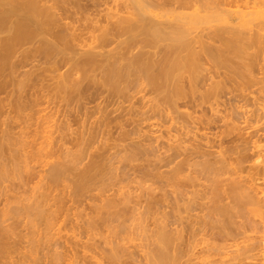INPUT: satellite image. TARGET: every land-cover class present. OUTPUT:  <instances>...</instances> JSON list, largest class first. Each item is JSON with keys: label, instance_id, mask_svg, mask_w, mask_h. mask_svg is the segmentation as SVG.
<instances>
[{"label": "bare ground", "instance_id": "1", "mask_svg": "<svg viewBox=\"0 0 264 264\" xmlns=\"http://www.w3.org/2000/svg\"><path fill=\"white\" fill-rule=\"evenodd\" d=\"M261 61L264 63V0H0V94L2 95V93H5L7 95L3 96L2 101L0 99V102L5 106L2 104H0V106L5 109L9 105L7 107L8 109L10 107L9 112L12 108H14L12 111L16 109L22 112L23 109L33 110L34 107L44 102L46 104L43 106L44 109L34 108L32 114L34 115V113L43 110L47 111V109L50 111L39 116L35 120L36 122L33 120L35 122L34 126H36L39 131L36 132L37 130L34 129V133L37 135H33V137H37L33 138L32 136H28L29 140L27 141H29L28 143L30 145H33L31 146L35 149L34 151H31V146L25 143L26 140L23 142L24 140L21 138L23 140L21 144L19 142L20 139L17 141L19 135L22 134L23 136H21L24 137V134L28 135L31 131H23V128L21 133L19 132L18 137L14 135L8 136L5 134V131L7 130L6 132L8 134L10 127L6 125L7 129L4 128L5 131L0 127V130L2 129V132L0 131L1 135L2 133L5 134L2 136V141H0V156H2L3 148L6 152V145L8 146L11 141H14L12 139L14 137L17 138H14L16 139L15 144L19 143L23 149L21 152H24V148L27 147L26 144L29 145L28 150L30 149L28 153H21V155H23L21 159H23L25 155V159L20 161L22 163L24 162V165L21 164L23 168L22 171H20V173L22 174L23 172V174L21 176L19 173V177L21 176L18 181L19 184H16L17 186L13 184L12 189L18 190L20 188L18 191H22L23 194H26V192H29L28 189L30 185H28V183L31 184V179L38 178L35 183L36 185L32 188L30 187L31 193H29L30 195H28V197L30 196L29 199L31 198V200L28 198L26 200L25 198L27 202L29 200V204L34 202L31 204L32 206L36 204L38 206L31 207V209L33 208L31 210L27 205L28 203H23L22 206H20L21 208L19 207L20 209H16L15 207H6V209L4 206L5 209L1 208L0 210V264L4 261L8 262L4 260V258L9 256L12 251V247L10 246L13 244V241L11 242V240H9V242L7 240L11 235V231L9 232L10 229L7 231L5 229L7 227L3 225L4 222L7 221H5L6 217L9 219L13 218L21 213V209L22 211L23 209L33 211L34 209L38 210V208L42 210L45 205L48 206L46 208L49 209V200L52 196H55V194L53 195L55 191L54 188L56 189L57 183L59 184L60 182L64 183V187L72 188H70L71 191L69 192L72 196L68 194V196L71 197H68L70 200L65 197L71 205L75 204V206L77 205L79 207L80 204L83 205L86 202L88 206V203L91 201H85L84 198L87 197L84 196H102L103 199L97 197V200H103V202L100 203L102 204L100 206L101 210L103 208V210H107L105 212L112 211L111 214H114L111 220H109L108 217L110 223L112 219L113 223L114 220H117L119 217L123 221V216H127V214L128 217L130 216L132 219L130 222L136 221L135 218H137L139 222L140 220L144 222V216L154 209H159V207H169L171 212H167L169 214L161 212L166 214V222L168 217L167 224L163 221L164 223L159 226L158 220L156 219L158 226L154 229L150 227L148 230L146 227V232H144L146 235V238L144 237L146 240L144 242L145 244H142L143 241L141 240L142 242H139V244L142 245L138 243L135 245V243H133L134 245L132 247V242L128 241L131 242L130 247H132V249H130L127 245L129 243L124 241L128 236H124V238L121 233V230H123L122 226L125 228L126 225L123 223L124 225L120 226L122 221L119 218L117 222L119 221L120 224L119 222L116 224H118L120 230L117 231L118 227L116 226V231H114L115 240H108L109 242L111 241L110 243H107L108 241L105 242L107 246L108 244L110 245L109 247L104 246V242L103 245L102 243L100 244L101 241L95 244L98 240L95 241L96 237L93 236L92 230L91 232L93 235L89 236L94 237L93 240L95 242L93 245L90 237L91 241H88L91 244L87 241L86 243L89 244L84 245V242H82L80 248L78 245V249L74 246L81 244L79 243L80 239L79 242L76 241L78 243L72 240L75 245L72 246L74 243L71 242V248L63 246V248L66 247V250L64 248L65 251L62 249L63 252L55 250L56 253H53L51 251L54 254L52 257L56 262L55 264H58L57 260L61 261L67 256H69V258L67 257L68 259H65V262H67V260L70 261L68 264H96L97 261H91L92 258H95L94 255L96 253H93V255L88 254L91 252V249H93V252L94 250L97 251V254L100 253L101 256L103 254V262L101 261L102 258L100 259L96 255L100 259V262H97V264H187L192 261H194L192 262L193 264H198V262L195 263V261L200 257V260H197L203 262V258H201L202 255H205V257L208 255L207 257H209L215 250H217L218 253V247L221 245L217 246L214 243V246L211 241V243H208L209 241L207 239H209V237L207 238L205 236L206 233H209L208 231L205 233L206 227L209 226H206L207 224L205 223L207 221L205 220L209 213H212L211 210L215 212H213L214 215L216 214V217L212 215L215 219L212 218L213 220L211 223L213 221L218 222L219 225L216 223L214 226H218L217 230L215 228L216 232H220L219 229H221L220 233H223V235L217 234L221 235L220 238H222V240L224 236L225 239H227L228 235L233 236L232 234L234 233L235 235L237 233L239 234V231L237 233L235 231L232 233V231L230 232L229 230L225 232L224 229L229 227L227 224L236 225V222H239V220L233 221L235 219H232V217L234 216L233 218H236V216H239V211L245 212L243 208L246 207V212L243 213V217L245 214H249L247 212L248 208L249 211L250 209L258 207L257 210L258 212L260 211V215H258L259 213L256 214L258 218L260 219L259 216L262 217V215H264L263 192L260 193L261 190L258 192L257 189L254 188L259 185H256L258 182L254 179L256 175H260L261 172L254 175L255 177L253 180L255 184L253 180L251 181L248 178H251L252 175L246 174L248 175L246 176L248 179L246 185V183H244L245 178H243L245 176L240 172L241 167H243V172L246 173L248 167H251L250 170H252V166L246 167L245 164H242V166L238 163V165L241 166L239 167L236 166L237 163H235H242V161L247 158H244L243 154H245L244 152L248 148L250 149V147H252L250 146V142L253 141L252 144L255 145L256 143L260 144L263 140H256L259 139L257 138L259 135L258 132L262 131V133H264V82H262L264 79H260L261 76L256 72L258 66L261 65ZM27 65H29L30 68L24 70L23 68ZM256 74L259 77H257ZM261 82L262 86L260 85ZM258 84L261 86L259 88L260 90L256 88L263 95L262 99H260L262 100L260 101L261 104L257 102L256 104H260L261 106L259 105L258 107L255 104L258 108L255 106L253 108L260 110V112L257 111L258 113H256V111H252V113L248 115L249 112H251L249 111L250 108L248 111L242 109L248 107L244 105H249L247 103L250 101V95H253L254 91L257 92L255 86ZM259 91L257 92L258 94ZM12 93L18 94H16V98L14 97L16 99L15 101L8 98ZM37 93L40 96L39 98L35 97L38 95ZM30 96L35 99H31ZM255 97L254 95V98ZM6 98L9 103H7V100L4 101ZM257 98H259V96L255 99ZM3 101L7 102L4 103ZM251 101L253 102V100ZM233 102L242 104H239L237 107V104L234 106ZM6 104L8 105L6 106ZM110 106H112V109L109 108ZM56 113L60 114L58 118L55 117L58 115ZM32 114L28 113L22 117L26 118H23L25 122L28 121V124L32 123L31 125L33 126V122H31ZM155 117L161 121L164 120V122L173 121V123H171L172 125L178 123V120L181 119V121H183L181 125H183L184 128L181 127L184 131V133L181 131V134H184V136L188 135V132L189 134L191 133L188 124L190 126L193 125V129L194 127L197 128V132L198 129L202 128L211 129L213 127L217 130L218 122H223L219 126H223V124L231 125L234 122L235 125H233L237 128L236 121L240 119H244L243 123H246V127L250 128L252 131H249V134L246 133V135L250 136H247L248 140L246 139L247 137L244 140V136H241L249 129L243 128V133L238 135V137L240 136L242 139L241 144L240 142L238 144V138H235V141L234 136L236 135L234 134L233 138L227 136L228 139L226 140L227 137H224L221 133L225 134L227 131L226 135H229L227 133H230L229 131H231V129L225 125V130L220 127L221 130L223 129L225 131H220L221 136L225 139L220 137L217 132V136L215 137H217L218 140L217 138L213 139L214 135H210V137H213V140L209 138L207 141L202 140V142H200L201 140L199 139V142H194L196 144L192 142L193 144L191 143L190 145L189 143L188 146L187 143L184 144L188 138L185 140L184 137H181L180 133H177V135H174L175 138L172 142L167 141L168 143H159L160 141L158 139L155 140L153 134L152 136L154 139L149 136V133H152V131L147 134L144 130L143 136L142 134L140 136L142 132L136 129L139 131H137L139 133L138 135L135 130V127L141 126L138 124H141L142 121L150 118L154 119ZM6 119L11 120V118ZM23 120L21 121L23 122ZM229 120L232 121L230 124L228 122ZM155 122L157 121L155 120ZM160 122H158V124ZM162 125H164V123ZM243 125L245 126V124ZM28 126L30 127V125ZM127 126L132 127L128 130ZM173 126L176 128L177 124ZM40 127L47 129L43 130L42 133L45 132L44 135H41L42 130L40 131ZM113 127L115 128V132L117 128L118 130L122 128V132L119 131L120 135L118 131L116 132L117 134H115L116 136L112 135L114 139H112L113 137H108L109 134H111L110 131H113ZM124 127L127 129H124ZM162 127L167 128L164 126ZM178 128L179 127H177V131ZM227 128L228 130H226ZM231 128L234 129L233 127ZM143 129L144 126L141 131ZM173 131L176 132V130ZM238 131L240 133V130ZM210 132L212 134V131ZM134 133H137V139L135 136V139H133ZM195 133L193 134L194 140H197L198 137H202V134L201 136H197ZM10 134L13 133L10 132ZM144 134L148 136H144ZM158 134L160 133L158 132ZM15 135H17V133ZM263 135L264 134H262V137L264 138ZM5 136V139L10 141V143H5L3 138ZM138 136L142 138L140 139ZM9 137H11L12 140H10ZM156 137H159V135ZM164 137L161 136V138L166 139V137ZM253 137L256 139L252 140L254 139ZM229 138L231 140H229ZM39 139H42V141ZM37 140L39 142H37ZM160 140L162 141V139ZM225 142L231 143L232 145H224L226 144ZM263 143L264 141L261 144L262 146L259 145L260 148H263ZM22 144H25V146H22ZM96 144L98 145L95 146ZM213 146H217V151L210 150L211 148L215 149ZM254 147L256 148H251L250 150H253L255 154L259 151L257 155L264 149H257V146ZM25 149L27 151V148ZM250 150L249 152H251ZM31 154H34L36 157H54V160L45 161V164L48 165V168L44 165L46 167L45 171L48 172L47 176L42 174L44 169H41L40 173L29 165L28 159L31 157ZM232 155L234 156L232 157ZM262 156L263 158H260L261 162L259 163H263L262 168L264 169V155ZM248 159L245 160V162L247 161L249 163L252 160ZM84 160L86 162H84ZM135 160H137V163L134 162ZM244 166L246 167V171ZM254 166L259 167L258 164H253V167ZM34 171H38V173ZM253 172L256 173V171ZM248 173H250V171ZM201 180L206 181V183L199 182ZM263 180L264 179H262V181ZM42 181H44V183ZM249 181L256 186L250 187ZM147 182H149V184L144 186ZM61 184L62 183H60L58 187H60ZM14 185L15 187H13ZM198 186H200V188ZM259 187L258 190L263 188L261 185H259ZM64 189L66 190L67 188ZM134 189L140 191L136 193ZM65 190H61V192L63 191L64 194ZM18 191H16V193ZM33 191L34 193H32ZM51 191L52 194L50 195ZM262 191L264 190L262 189ZM107 192L108 194L111 193L108 195L106 194ZM260 194H262L263 197L260 196ZM3 195L4 194H2V196ZM191 195H193L194 198H190ZM53 197L52 200H55ZM62 197L64 198V196ZM63 198L61 201H63ZM72 198H76V201L78 198L80 200L79 202H75ZM65 201H63V203H65ZM80 201H82L83 204L80 203ZM38 203H43V208ZM60 203L58 204L57 202L58 205L55 204L59 206ZM179 203H181V205ZM92 204H89L91 206L88 207L93 210ZM23 205L26 206V208H23ZM52 205L53 204H51V206ZM61 206L62 205H60V207ZM87 206L85 209L88 208ZM193 206L201 209H197L196 211L201 212L203 208L210 211H206V215L202 218L205 223L198 217L196 218L198 221L201 220L202 224L199 222L201 226L204 223L206 226L203 225L205 230H203V226H198V224V227L195 229L191 227V225L187 227L190 228V231L185 226L181 225L183 224L181 222L183 217L181 216L182 219L178 218L177 213L183 211L181 209L182 207L184 210L189 211V208L193 209ZM56 208L58 209L59 207ZM66 208L67 206L65 210ZM207 208L211 209L208 210ZM165 210L168 211L167 209ZM129 211H131V214ZM125 212H127V214H125ZM123 213L125 215H123ZM132 213L136 216L135 218L133 217L134 220L132 218ZM138 213L140 216H137ZM142 214L144 215L142 216ZM157 214L155 215L157 216ZM195 215L198 216L197 214ZM91 216L93 215L91 214ZM126 216L125 218L127 219L125 220L128 221L123 222L130 223L129 218ZM93 217L95 219V214ZM139 217H142V219ZM147 217L148 215L146 219ZM155 217L153 219H155ZM161 217L165 218V216L162 215ZM243 217L242 220L246 217L247 221L248 216ZM104 218L101 217L103 222ZM208 218H210V215ZM262 218L260 220H263ZM98 219L101 220L100 218ZM105 219L107 220V218ZM184 219L186 220V217ZM83 220L84 219H82V221ZM106 220L104 224L106 223L107 226L108 222H106ZM99 223L95 221L94 224L98 225L95 227H99ZM211 223L210 225H213ZM91 224L92 223L88 221V225L92 226ZM260 224L261 223H259V225ZM2 225L5 228H3ZM83 225L86 228L85 220ZM102 225L103 224H101V226ZM233 225H231L232 230H235V228L237 230V228H241L242 226V224H238L240 227L234 228L235 225ZM80 226L76 227L78 231L79 228L80 230L84 229ZM108 226L110 227L109 229L113 230L114 227ZM130 226H132V224ZM252 226L253 225H251V227ZM142 227H144V225ZM90 228L89 230H91ZM141 228L136 232L140 233V231L143 230V228ZM241 229H243V227ZM187 230L189 232H187ZM213 230L214 229H212V232ZM78 231L76 233H78ZM245 231L243 230L242 233ZM261 231L263 230L261 229ZM124 232H126L125 229ZM184 232L188 233L186 235L187 237L183 234ZM203 232L205 234H203ZM109 233L111 234V231H109ZM120 233L124 240L119 237ZM224 233H228L227 236ZM8 234L10 235L8 236ZM117 235L119 238L116 237ZM138 236L142 238L140 235ZM215 236L216 234L214 237ZM240 236L244 238L246 235ZM106 237L108 238V236ZM203 237L207 241L202 239ZM247 238L246 236V239ZM214 239L216 240V238ZM56 240L58 241V239ZM203 240L204 242H202ZM237 240H239L238 237ZM38 241H36V243H38ZM122 241L127 244L125 245L124 242L121 243ZM219 241L223 242L221 240ZM247 241L243 243L245 245L242 244L239 247L248 244V249L242 247L243 249L241 251L244 250L243 253L245 255L247 254L246 252H248L247 255L249 257L252 255L255 256L254 254L250 256L249 250H256V246L254 247L252 242L247 243ZM43 245L45 246V244ZM236 245L238 246V243ZM251 245H253L254 249L249 248ZM139 246L141 249H137ZM257 246L261 247L260 244ZM35 248L34 250L37 249ZM31 249L33 250L32 247ZM232 249H229L228 252L230 253L231 250V253H233L234 251L232 252ZM47 250L49 251V249ZM223 250H226V248L220 250L222 254L225 252H223ZM241 251L239 252L242 253ZM258 251L260 254L261 249ZM33 252L31 253L32 255L35 254H33ZM39 252L42 253L41 251ZM27 253L28 252H25V254L23 253L25 257L26 255L29 256ZM229 255L230 254L226 255V257ZM247 255L246 258H248ZM17 256L16 258H19ZM240 256L238 258H240ZM259 256L261 257V255ZM259 256L257 258H259ZM34 257L33 261L35 259ZM44 257L43 259H45ZM12 261L13 260H9L8 263L10 264ZM30 261L26 260L27 263ZM17 262L19 263L20 261L18 260ZM32 262L30 263L32 264ZM226 262L224 263L228 264L229 261ZM40 263L41 262L38 261L37 264ZM215 263L213 261H208L202 264ZM217 263L219 264V262ZM242 263L244 264V262ZM250 263L251 262H249V264ZM48 264H50V262Z\"/></svg>", "mask_w": 264, "mask_h": 264}, {"label": "rangeland", "instance_id": "2", "mask_svg": "<svg viewBox=\"0 0 264 264\" xmlns=\"http://www.w3.org/2000/svg\"><path fill=\"white\" fill-rule=\"evenodd\" d=\"M28 66H29V65H27V66L24 67L23 69H24V70H27V68L29 69L30 66H29V67H28ZM262 68H263V69H262ZM23 69H22V70H23ZM257 69H258V70H257L256 72H258V75L261 76L260 79L263 80V79H264V75H262V74H264V73H263V72H264V63H263L262 61H261V65L258 66ZM262 70H263V72H262ZM256 76H257V74H256ZM257 77H259V76H257ZM262 82H264V80H263ZM262 82L260 83L261 86H262ZM263 84H264V83H263ZM258 86H259V84L255 86V89H256V90H257V88L259 89V88L261 87V86H259V87H258ZM256 87H257V88H256ZM259 90H260V89H259ZM259 90H257V92H258ZM257 92L254 91L255 94L253 93V95H252V94L250 95V99H249V100H250V101L253 100V102L251 101V102H252V103H251V102L249 101L247 104H249V105H251V106L245 104L244 106H248V107H247V108L245 107L246 109H245V108L242 109V110H247V111H248V109L250 108L249 111H251V112H249V114L247 113L248 115H250V113H252V111H256V113H258L257 111L260 112V110H258V109H256V108H255V109L253 108V107L255 106L256 102L261 104L260 101H262V100H260V99H262V95H263V94H262L260 91H259V94H258ZM4 94H5V93H2V95L0 94V99H1V101H2V99H3V96H7L6 94H5V95H4ZM12 94H13V93H12ZM12 94H11L8 98L11 99L12 101H15V100H16L15 98H16V96H17L18 94H17V93H14L13 95H12ZM16 94H17V95H16ZM35 94H36V93H35ZM35 94H34V95H35ZM37 94H38V93H37ZM256 94H257V95H256ZM260 94H261V96H260ZM254 95H255L256 97L259 96V98L255 99L256 97L254 98ZM28 96H29V94H28ZM31 96H32V95H31ZM31 96H30V97H31ZM252 96H253V97H252ZM1 97H2V98H1ZM10 97H12V98H10ZM14 97H15V98H14ZM30 97H29V98H30ZM35 97H36V98H37V97L39 98L40 96H39V94H38V95H36ZM31 99H35V98H34V97H33V98L31 97ZM254 99L257 100V101H255ZM5 100H7V98L4 99V101H5ZM4 101H3V102H4ZM7 101H8V100H7ZM7 101H6V102H7ZM258 101H259V102H258ZM6 102H4V103H6ZM7 103H9V101H8ZM253 103H254V104H253ZM0 104H2V102H0ZM44 104H45V103L43 102L41 105H39V106H37V107H34V108L44 109V107H43ZM233 104H234V106L237 104V107H238L239 104L241 105L242 103H237V102L235 103V102H233ZM260 104H258V105L256 104V105L259 107ZM2 105L5 106L4 104H2ZM7 105H8V104H6V106H7ZM45 105H46V104H45ZM90 105H93V104H90ZM90 105H89V106H90ZM124 105H127V104H124ZM8 106H9V105H8ZM8 106H7V107H8ZM257 106H255V107H257ZM260 106H261V105H260ZM0 107H1V106H0ZM7 107H6L5 109H4L3 107L0 108V109L3 108L2 110H0V113H2V114H0V127H1L2 129H4V128L7 129V128H6V125H7V127H8V126L10 127V128H9L10 130H8V134H7V132H6L7 130L5 131V129H4L5 134L8 135V136H9V135H14V136H17V137H18L19 132L21 133V130H22L23 128H24L23 131H24V130H28L29 132L31 131V133H29L30 135H29V134H28V135H27V134H24V137H22V136H23L22 134H21L22 136L19 135V138H18L17 141H19V139H20V141H19L20 144H21V141H23V140H24L23 142H25V140H26L25 143L29 144V143H28L29 141H27V140H29L28 136H29V137H31V136L33 137V135H37V134L34 133V131L38 129V128H36V126H34V123L36 122L35 120H36L39 116H41L42 114L44 115V114H46L47 112H50L49 109H47V111H46V110H45V111L43 110V111H40V112H36V113H34V115H33L32 113H33V111H34V108H33V110H29V109H25V110H24V109H23L24 111L22 110V112H20L21 110L17 111L16 109H15L16 111H15V110L12 111V110L14 109V108H12V110L9 112L10 107H9V109H8ZM42 107H43V108H42ZM258 107H257V108H258ZM109 108L112 109V106H110ZM109 108H108V109H109ZM113 108H114V107H113ZM222 109H223V108H222ZM3 110H4V112H3ZM7 110H8V111H7ZM52 111H53V110H52ZM52 111H51V112H52ZM22 113H24V114H22ZM28 113L33 115V116L31 117V120H32L31 122H33V126L31 125L32 123H31V124H30V123L28 124V121H26V122H27V124H26V122L23 120V118H25V117H22V116H25V114H28ZM124 113H125V112H124ZM21 114H22V115H21ZM56 114H58V113H56ZM195 114H196V113H195ZM197 114H199V113H197ZM200 114H201V113H200ZM208 114H209V113H208ZM18 115H19V116H18ZM201 115H202V114H201ZM59 116H60V114L56 115L55 117L58 118ZM195 116H197V115H195ZM199 116H200V115H199ZM6 118H11V120L6 119ZM19 118H20V120H19ZM25 119H26V118H25ZM7 120H8V121H7ZM13 120H15V121H13ZM21 120H23V122H22ZM33 120H34L35 122H34ZM155 120H156L157 122H155ZM241 120H242V121H241ZM29 121H30V120H29ZM146 121H147V122H146ZM160 121H161V120L158 119V118H156V117H155L154 119L150 118V119L144 120V121H142L141 124H140V123H139V124L137 123L139 126H140V125H141V126L143 125V126H144V129L141 131V129L143 128V126H142V127L140 126V127H135V130L138 129V130H140V132H142V133H140V136H141V134H142V136H143V133H144L145 131H146L147 134H148L150 131H152V133H151V132L149 133V134H150L149 136L153 138V136H152V134H153L155 140L158 139V140L160 141L159 143H161V142H162V143H163V142L166 143L167 141H168V142H172V140H174V138H175L174 135H177V133H180V134H181L182 132L184 133V131H183V129H184V128H183V125H181L183 121H181V119L178 120V123H179V124L176 123V124H177L176 128H175V126H173V125H176L175 123H174L173 125L171 124V123H173V121H171V122H169V121H165V122H164V120H162L161 122H160ZM238 121H239V122H238ZM238 121H236L237 128L234 126V125H235L234 122H233L234 125L231 124L232 126H231V125H228V124H226V125L223 124V126H219V125H221V124L223 123V122L220 121L221 123L218 122V126H217L218 128H217V130H216V128H213V127L211 128V127H210L211 129H209V128L198 129L197 132H196V129H197V128L194 127V129H193V127H192L193 125L190 126V125L188 124V126L190 127V132L192 133V135H191V133L189 134V132H188V133H187L188 135H185V136H184V134H181V137H184L185 140L188 138V139L185 141L184 144L187 143V145L189 146V143H190V145H191L192 142H193V143H194V142H197V141L199 142V139L201 140L200 142H202V140L207 141L209 138H210V140H213V139L217 138V137H215V136H217L216 134H217V132H218V133H219V136L222 137V138H224L225 136H226V137H227V136H228V137L230 136V138H233V136L236 135V136H234V139H235V138H238V139L240 138L239 140L237 139V141H238V144H239V142H240V144H241V142H242V141H241V140H242L241 137L244 136L243 138H244V140H245V138H246L247 136H250V135H246V133L249 134V133H250L249 131H252V130H250V128H247V127H246V126H247L246 123H243V122H244V119H240V120H238ZM9 122H10V124H9ZM12 122H13L14 124H13ZM24 122H25V123H24ZM152 122H153V123H152ZM158 122H160V123L158 124ZM166 122H168L169 124L166 123ZM228 122H229V124H230L232 121L229 120ZM251 122H253V121H251ZM261 122H262V120H261ZM3 123H4V124H3ZM6 123H8V124H6ZM52 123H53V122H52ZM143 123H145V124H143ZM147 123H148V124H147ZM154 123H155V124H154ZM161 123H162V124L164 123V125H162ZM259 123H260V121H259ZM2 124H3V125H2ZM11 124H13V125H11ZM160 124H161V125H160ZM243 124H245V126H244ZM24 125H25V126H24ZM28 125H30V127H31V126H32V127L30 128ZM138 125H137V126H138ZM145 125H146V127H145ZM147 125H148V126H147ZM156 125H157V126H156ZM167 125H168V126H167ZM178 125H179V126H178ZM180 125H181V126H180ZM224 125H225L226 127H228V128L230 127V129H231V131H229L230 133H231V132H234V133H231V134H230V133H227V134H229V135H226V132H227V131H226V132L224 131L225 128H226ZM227 125H228V126H227ZM241 125H242V126H241ZM256 125H257V124H256ZM4 126H5V127H4ZM26 126H27L28 128H27ZM160 126H161V128H160ZM162 126L167 127V128H163ZM25 127H26V129H25ZM74 127H75V126H74ZM130 127H132V126H130ZM130 127L127 126L128 130H129ZM155 127H156V128H155ZM170 127H171V128H170ZM173 127H174V128H173ZM177 127H179V128H178V131H177ZM181 127H182L183 129H182ZM220 127H222L224 130L222 129V130H223V131H222V130L220 129ZM224 127H225V128H224ZM231 127H233V128L235 127V128H234L235 130L232 129ZM238 127H239V128H238ZM244 127H245L246 129H249V130H247V131L245 130V131H246L245 134L243 133V131H244V129H245ZM40 128H41V127H40ZM127 128L124 127V129H127ZM148 128L151 129V130H149ZM153 128H154V129H153ZM185 128H186V127H185ZM228 128H227L226 130H228ZM243 128H244V129H243ZM2 129L0 130L1 132H2ZM29 129H30V130H29ZM34 129H35V130H34ZM44 129L47 130L46 128H41V129H40V131L42 130V131H41V135H44V134H45V132L42 133ZM49 129H50V128H49ZM124 129H123V131H124ZM130 129H131V128H130ZM146 129H147V130H146ZM168 129H169V130H168ZM186 129H187V128H186ZM219 129H220V130H219ZM121 130H122V128H120L119 130H118V128H117L116 132H117V131H118V133H119V131L122 132ZM138 130H136V132H137ZM144 130H145V131H144ZM154 130H155V131H154ZM173 130H176V132L173 131ZM188 130H189V128H188ZM213 130H215L216 132L213 131ZM233 130H234V131H233ZM238 130H240V133H239ZM38 131H39V130H37L36 132H38ZM143 131H144V132H143ZM147 131H148V132H147ZM162 131H163V132H162ZM165 131H166V133H165ZM168 131H171V132H168ZM181 131H182V132H181ZM201 131H202V132H201ZM205 131L208 132V133H206ZM210 131H212V134H211ZM220 131H221V132H225V134H224V133H221ZM235 131H237V132H235ZM1 132H0V135H1ZM10 132L13 133V134H10ZM25 132H27V131H25ZM114 132H115V128L113 127V131H112V130L110 131L111 134H109L108 137L111 138V137H113V136H116L115 134H117V133H116V132L114 133ZM138 132H139V131H138ZM138 132H137V133H138ZM154 132H155V133H154ZM156 132H157V134H156ZM158 132H159L160 134H158ZM172 132H173V133H172ZM174 132H175V134H174ZM195 132H196V133H195ZM200 132H201V133H200ZM204 132H205L206 134H205ZM213 132H214V133H213ZM248 132H249V133H248ZM16 133H17V135H15ZM112 133H114V134H112ZM137 133H134L135 135L133 134V139H135V138L137 139ZM161 133H163V134H161ZM194 133H195L197 136H199V135L201 136V134H202V137H203V138H202V137H201V138L198 137V139L195 138V139H197V140H194V135H193ZM197 133H198V134H197ZM203 133H204V134H203ZM220 133H221L222 135H224V137L221 136ZM241 133H243L242 136H241V137H240V136L238 137V135L241 134ZM5 134L2 133L0 141H2V136H4ZM155 134H156V136L159 135V137H160V139H162V141L159 139V137H156ZM166 134H167V135H166ZM172 134H173V135H172ZM180 134H179V135H180ZM233 134H234V135H233ZM258 134H259V135L257 136V138H259V139H256V138L253 137L254 139H252V140H255V139H256V140H260V139H263V140H262V142H263V141H264V138L262 137V134H264V133H262V131H260V132H258ZM112 135H113V136H112ZM119 135H120V133H119ZM119 135H117V136H119ZM138 135H139V133H138ZM145 135H146V134H144V136H145ZM164 135H165L166 139L161 138V136L164 137ZM169 135H170V136H169ZM182 135H183V136H182ZM190 135H191L192 137H191ZM204 135H206V136H204ZM210 135H211V136L214 135V138H213V137H210ZM231 135H232V137H231ZM260 135H261V137H260ZM25 136H26V137H25ZM134 136H135V138H134ZM140 136H138V138H140ZM146 136H148V135H146ZM168 136H169V137H168ZM172 136H173V137H172ZM197 136H196V137H197ZM263 136H264V135H263ZM11 137H12V136H11ZM11 137H9L10 140H12V139L14 140V141H11V143H10V141H7V140L5 139L6 136L3 137L5 143H6V144L10 143V144H9L8 146L6 145V147H8V148L5 147L6 152H5L4 148H3L4 151L2 150V154H1L2 156H0V191H1L0 194L3 192L2 194H4L3 196H5V197H3L2 194L0 195V197H1V198H0V210H1V208H2V209H5L6 207H8V208H10V207H13V208H14V207H15L16 209H17V208L20 209V208H21L20 206H22L23 203H28L27 205L30 207L29 209H31V207L34 206V205L32 206L31 204L34 203V202L30 201V202H32V203L29 204V200H31V198L29 199L30 196L28 197V195H30L29 193H31V192H30V187L32 188L34 185H36L35 183H36V181L38 180V178H37V179L34 178V179H33L34 181L31 179V184L28 183V185H30V186H29V189L27 188V189L29 190L28 193L26 192L27 195H26V194H23L22 191H18V190H20V188H19L18 190L12 189V185H13V184H15V185H16V184H19V183H18L19 178H21V176H22V174H23V172H22V174H21L20 171H22V168H23V165H24L23 163H24V162L22 163V162H20V161H21V160L23 161V159H25V155H24V158L22 157L23 159H21V156H23V155H21V153H22V154H24L25 152L28 153V151L30 150V149L28 150V146H29L30 144H29V145L26 144L27 147H25V148H27V151H26V149L23 147V148H24V152H21V150H23L22 147H21V145H20L19 143H18L19 145H18L17 143L15 144L17 138L14 137V138H16V139H14V138L11 139ZM34 137L36 138L37 136H34ZM34 137H33V138H34ZM131 137H132V136H131ZM165 137H164V138H165ZM206 137H207V139H206ZM220 137H219V139H220ZM228 137L226 138V140L228 139ZM21 138H22L23 140H22ZM24 138H25V139H24ZM27 138H28V139H27ZM116 138H117V137H116ZM141 138H142V137H141ZM141 138H140V139H141ZM154 138H153V139H154ZM168 138H169V139H168ZM189 138H190V139H189ZM212 138H213V139H212ZM230 138H229V140H231ZM249 138H250V137H249ZM112 139H114V137H113ZM192 139H193V140H192ZM224 139H225V138H224ZM246 139L248 140V137H247ZM39 140H40V139H39ZM138 140H139V139H138ZM217 140H218V138H217ZM252 140H251V141H252ZM30 141H31V139H30ZM40 141H42V139H41ZM188 141H189V142H188ZM190 141H191V142H190ZM204 141H203V142H204ZM214 141H215V140H214ZM235 141H236V139H235ZM260 141H261V140H260ZM37 142H39V141L37 140ZM109 142H110V141H109ZM111 142H112V141H111ZM168 142H167V143H168ZM252 142H253V141H252ZM252 142H250V143H251L250 146H252V147L248 146V147H250V149H251V148H256V147H254V146H257V147H258L259 145L262 144V142H260V144L256 143L257 145H256V144L254 145V144H252ZM155 143H156V142H155ZM193 143H192V144H193ZM225 143H226V144H224V145L231 144V143H227V142H225ZM235 143H236V142H235ZM0 144H1V143H0ZM194 144H196V143H194ZM214 144H215V143H214ZM233 144H234V143H233ZM263 144H264V143H263ZM31 145H32V144H31ZM31 145H30V146H31ZM97 145H98V144H96L95 146H97ZM231 145H232V144H231ZM18 146H19L21 149H20ZM22 146H25V144H24V145L22 144ZM32 146H33V145H32ZM32 146H31V151H34L35 149H33ZM38 146H39V145H38ZM227 146H229V145H227ZM261 146H262V145H261ZM16 147H17V149H16ZM35 147H36V146H35ZM213 148H215V149H212V148H211L210 150L217 151V149H216L217 146H215V147L213 146ZM261 148H262V147H261ZM261 148H260V146H259L257 149H261ZM263 148H264V146H263ZM263 148H262V149H263ZM7 149H8V150H7ZM18 149H20V150H18ZM250 149L248 148V149L244 152L245 154H243V155H244L243 157H244V158L247 157L245 160H247L248 158H250V159H248V160H251V159H252V160H251L249 163H248L247 161L245 162V160H243L244 163H243V161H242V163H240V162H235V163H237L236 166H239L240 164H241V165H242V164H245L246 167H247V166H252V170H250L251 167H250V168L248 167L249 170H248V168H247V171H246V169H245L246 167L244 166V169H245L246 173L243 172V171H244V170H242L243 167L239 166V167H241V171H240V172L243 173V175L245 176V177H243V178H245L244 183H246V181L248 182V179H247L246 176H248V175L251 176V175H252L253 177H252V176H251V178L248 177L249 180L252 181V180L254 179V177H255L254 175L259 174V173L261 172L260 175H256V177H255L254 180H255V181L257 180L258 183H257L256 185H258V184L261 185V186L263 187L262 189L264 190V186H263V185H264V180L262 181V179H264V172H263L264 169L262 168V164H263V163H259V162H261V159L263 158L262 155H264V153H263V152H264V149L262 150V152L260 151V154H259V155H257V152L259 153V151H257V149H256L257 152L255 151L256 154L254 153L253 150H250ZM218 150H219V148H218ZM249 150H250L251 152H249ZM254 150H255V149H254ZM18 151H19L20 153H19ZM252 151H253V152H252ZM4 153H5V154H4ZM261 153H262V155H261ZM19 154H20V155H19ZM29 154H30V153H29ZM238 155H240V154H238ZM241 155H242V154H241ZM260 155H261V156H260ZM30 156H31V157H29V159H28V160H29V165L32 166V167H34L35 169H34V168H33V169H34V170H38L39 172L41 171V169H42V170L44 169V172H46V171H45L46 167L44 166V165H46V164H45V163H46L45 161H51V160H54V157H53V156H51V157H47V158H45L44 156H43V157H36L34 154H31ZM233 156H234V155H232V157H233ZM258 156H259V157H258ZM235 157H236V156H235ZM254 157H255V158H254ZM261 157H262V158H261ZM260 158H261V159H260ZM258 160H260V161H258ZM86 161H87V159H86ZM86 161L84 160V162H86ZM136 161H137V160H135L134 162H136ZM252 161H253L254 163H253ZM27 162H28V161H27ZM251 162H252V164H251ZM255 162H256V164H258L259 167H257V166H254V167H253V164L256 165ZM82 163H83V162H82ZM136 163H137V162H136ZM235 163H234V164H235ZM238 163H239V165H238ZM21 164H23L22 167H21ZM248 164H250V165H248ZM43 166H44V167H43ZM46 166H47V168H48V165H46ZM242 166H243V165H242ZM79 167H81V166H79ZM255 167H256V170H255ZM30 168H31V167H30ZM20 169H21V170H20ZM24 169H25V168H24ZM253 169H254V170H253ZM257 170H258V171H257ZM38 171H34V172L38 173ZM47 171H48V169H47ZM249 171H250V173H248ZM251 171H252V172H251ZM253 171H256V173L253 172ZM44 172L42 171V174H44V176H47V173H48V172H46V173H44ZM257 172H258V173H257ZM262 172H263V174H262ZM19 173H20V175H21L20 177H19ZM40 173H41V172H40ZM241 173H240V174H241ZM244 173H245V174H244ZM45 174H46V175H45ZM246 174H248V175H246ZM261 175H263V176H261ZM41 176H43V175H41ZM257 176H258V177H257ZM262 177H263V178H262ZM256 178H259V179H256ZM261 178H262V179H261ZM202 180H203V179H202ZM202 180L199 181V182L206 183V181H202ZM254 180H253V183L255 184V181H254ZM44 181H45V180H44ZM44 181H42V182L44 183ZM60 183H62V184H61L60 187H58V185H59ZM60 183H59V184L57 183V188H56V189L53 187L54 190H55V191L53 192V195L55 194V196H54V197L52 196V197L55 198V200H52V197H51L50 200H49V201H50L49 204H48L49 201L47 200V201H48L47 204L50 205L51 208L49 207V209H47L46 207H48V206L45 205L44 208H46V209H44V208L42 207V204H43V203H38V204H40V206L43 208L42 210H44V211L39 210V208H38V210H35V209H34L33 211H31L33 208H32L31 210H29V211H27V209H26V210L23 209V211H22V209H21V213L23 212L24 214H23V213H22V214L20 213L21 215L18 214V215H16L17 217L14 216V217L11 218V219H9L8 217H6L5 221H6V220H7V221H6V222L3 221V222H4L3 225H4L5 227H7V228H5V227L2 225L3 228H5L7 231L10 229L9 232L11 231V232H10L11 235L8 234V236H9V235H10V236H9V239L7 238V240H8V241L11 240V242L13 241V244H12L13 246H12V245L10 246V247H12V249L10 248L12 251L10 252L9 256L5 257L6 259L4 258V260H6V261H8V262H9V260H10V261L13 260V261H12L13 263L11 262L10 264H14V263L19 264L20 262H21V263L24 262L25 264H28V263H30V262L33 261V257H34V255H35V257H34L35 259H34V261H33L35 264H37L38 261L41 262L40 264H43V263H44V264H48L49 262H50V264H51L52 261H53L52 264H55L56 262H55L54 258L52 257V256H54L53 253L55 252V250H56V251H59V252H63L64 248H65V250H66V247L71 248V242H73V241H74L75 243H78V242H79V239H80V242H79V243H81V244H77L76 246H74L75 243L73 242L74 244L72 245V246H74V247H76V248H77L78 245H79V248H80V246L82 245V242H84V243H83L84 245L90 243V242L88 241V240H90V237H91V240H92V241L90 240L91 243H92V245H93V243H94L96 240H98V241L95 242V244L98 243L99 241H101L100 244L102 243V245H103L106 241H108V240H111V241H112V240H115V237H114V235H115L114 233H115V232H114V231H116L115 229H116L117 227H118V228H117V229H118L117 231L120 230V229H119L120 227L118 226V224H116V223L119 222V221L117 222V220H118L120 217H119L117 220H114L113 223H112L113 219H112L111 223L109 222V220H111V218L113 217L114 214H111L112 211H111V212H105V211H107V210H105V209L103 210V208H102V210H101V207H100V206H101L102 204H100V203L103 202V200H102V201H101V199H100V200H97V197H98V198H99V197L102 198V196H96V197H95V196H94V197H92V196H84V197H87V198H84V197H83L85 201H88V202H89V200L91 201V202L88 203V206H91V205H89V204H92V203H93V204H92V208H94L93 210L87 206V203H86V202L83 204L82 201H80V203H82L83 205H81V204L79 203L81 207H80V206L78 207L77 205L75 206V204H72V205H73V206H72V205L70 204V202H69L68 200H66V198H68V197L71 198L70 196H72V195H70V193H69V192L71 191V190H70L71 187H69V188H68V187H64V186H65L64 183H63V182H60ZM65 183H66V182H65ZM207 183H208V182H207ZM249 183H250L251 186H250V185H248V186H250V187H252V186H253V187L256 186V185H254V184H253L252 182H250V181H249ZM261 183H263V184H261ZM147 184H149V182L145 183L144 186H147ZM252 184H253V185H252ZM15 185H14L13 187H15ZM205 185H206V184H205ZM246 185H247V183H246ZM259 185H258L257 187H254V188L257 189L258 192L261 190L260 193L263 192L262 194H263V196H264V191H262V189H259V190H258ZM16 186H17V185H16ZM62 186H63V188H62ZM26 187H27V186H26ZM55 187H56V186H55ZM198 187L200 188V186H198ZM198 187H196V188L199 189ZM17 188H18V187H17ZM64 188H67V189L65 190ZM259 188H260V187H259ZM11 189H12V190H11ZM22 189H23V188H22ZM22 189H21V190H22ZM60 189H61V190H65L66 193H65V191H64V194H63V191L61 192ZM71 189H72V188H71ZM9 190H10V191H9ZM189 190H190V189H189ZM16 191H18V192L16 193ZM24 191H25V189H24ZM26 191H27V190H26ZM52 191H53V189H52ZM52 191H51L50 195L52 194ZM132 191H133V190H132ZM134 191L137 193V191L139 192L140 190H136V189H134ZM134 191H133V192H134ZM20 192H21V193H20ZM67 192H68V193H67ZM5 193H6V194H5ZM32 193H34V191H33ZM59 193H60V194H59ZM61 193H62V195H61ZM94 193H96V192H94ZM110 193H111V192H110ZM110 193H109V194H110ZM136 193H135V195H136ZM65 194H66V195H65ZM68 194H69L70 196H68ZM106 194H108V192H107ZM109 194H108V195H109ZM262 194H260V196H262ZM7 195H8V197H7ZM56 195H57V196H56ZM133 195H134V194H133ZM258 195H259V193H258ZM62 196H64V198H63ZM191 196H192V197H191ZM191 196H190V198H194L193 195H191ZM263 196H262V197H263ZM65 197H66V198H65ZM3 198H4V199H3ZM25 198H26V200H27V198L29 199L28 202L25 200ZM59 198H60V199H59ZM62 198H63V201H65V200L68 201V202L65 201V203H66L67 205H66L65 203H63V201H61ZM69 198H68V199H69ZM83 198H82V199H83ZM263 198H264V197H263ZM72 199H74V198H72ZM72 199H71V200H72ZM75 199H76V198H75ZM75 199L73 200V201H75V202H79V200H80L79 198H78L77 201H76ZM87 199H88V200H87ZM102 199H103V198H102ZM57 200H58V201H57ZM69 200H70V199H69ZM84 200H83V201H84ZM55 201H57L58 204L61 202L60 205H62L63 207L61 206V207H62V208H61L60 205L57 206L58 204H57V202H55ZM225 201H226V200H225ZM52 202H53V203H52ZM75 202H74V203H75ZM35 203H36V202H35ZM55 203H56L57 205H56ZM62 203H63V204H62ZM5 204H7L8 206L5 205ZM51 204H53V205L51 206ZM77 204H78V203H77ZM99 204H100V205H99ZM179 204L181 205V203H179ZM30 205H31V206H30ZM36 205H37V204H36ZM36 205H35V206H36ZM70 205H71V206H70ZM84 205H85V206H84ZM4 206H5V208H4ZM17 206H18V207H17ZM35 206H34V207H35ZM37 206H38V205H37ZM43 206H44V205H43ZM55 206H56V207H59L60 209H59V208L57 209ZM66 206H67V208H66V210H65V207H66ZM82 206H83V207H82ZM86 206L88 207L87 209H85ZM93 206H95V207H93ZM251 206H252V205H251ZM19 207H20V208H19ZM24 207L26 208V206L23 205V208H24ZM41 207H40V208H41ZM69 207H72V208H69ZM74 207H75V208H74ZM253 207H254V206H253ZM253 207H252V208H253ZM55 208H56L57 210H56ZM160 208H162V209H160ZM164 208L167 209L168 211H166ZM194 208H195V207L193 206V209H192V208H189V211H188V210L186 211V210H184L183 207H182L181 209H182L183 211H182V212L179 211V212H181V213H179V212L177 213L178 218H181V216H182L183 219H184V218L186 217V220L184 219V222H183V219L181 218V219H182L181 222L183 223V224H181L182 226H185V227L187 228V227H190V225H191V227H194V229H195L196 227H198V226H201V224H202V223H201V220L203 221L202 218H204L203 216L206 215V211H207V210H205V208H203V211L200 212V211H196L197 209H198V210H201L200 208H198V207L195 208V209H194ZM245 208H246V207H245ZM245 208H243V209H244V211L246 212V209H245ZM247 208H248V206H247ZM250 208H251V207H250ZM258 208H259V207H258ZM258 208H253L254 210H253V209H250L249 211H248L249 208L247 209V212L249 213V214H245V216H248V217H249V219H248V217H247V221H246V217H245V216H244L245 219L242 220L243 213H245V212L239 211V212H240V213H239V216H236V215H235L236 218H233V217H234V216H233L232 219H235V220H233V221H237V220H239V222L237 221V222H236L237 224H236V225L234 224L235 226H234L233 224H231V225H233L234 228H235V227H240L239 225L242 224L241 228L243 227V229H241V228H237V230H236V228H235V230H234V229L232 230V229H231V225H230V224H227L230 228H229V227H228V228H225V229H226V230L224 229L225 232H228V230H229L230 232L232 231V233H234V231L237 233V232L239 231V234L237 233L238 235H237V234L235 235V233H234V234H232L233 236H229V235H228V238H227V239H225V236H224V239H223V240H222V238H220L221 235H223V233H220V232H221V229H219L220 232H219V231L216 232V230L218 229V226H214V225H216V223L218 224V222H214V221H213V222L211 223V221H212L213 219H215L214 217H216V214L214 215L215 212H214L213 210H211L212 213H211L210 211H207V212H210L209 215H210V218H211V219L208 218V217H209V215H208V217H207L208 220H207V219H206V220L204 219V220L207 221V222H206V223H205V221H203V222H204L205 224H207L206 226H208V225H209V226L206 227V226L204 225V223H203V225H204L207 229L205 230V227H204L203 225H202L203 227H202V226H201V227L203 228V230H205V233H206V231L209 232V233H206V235H205L207 238L209 237V239H207V240L209 241L208 243L213 242V245H214V243H215V245H217V246H220V245H221L220 247H218V250H219L218 253L220 252L221 249H225V248H226V250H223V252L225 251L223 254H222V251L220 252L221 254H220V253L218 254V253H217V250H215V251H214L215 253L213 252V253H211V254L209 255L210 258L207 257L208 255L206 256L207 258L205 257V255H202V256H201V258H203L202 261H203L204 263H205V262H208V261H213V262L215 263V262L217 261V262H219V264H223V263L226 262V261H227V262L229 261L230 263L232 262L231 264H233L235 261H236V262H235L234 264H239V263L241 264L242 262H244V264H249V262H251L250 264H252L253 262H254L253 264H256V263H257V264H264V244H263V243H264V223H263V222H264V215H262L263 218H262L261 216H259L260 219L262 218L263 220H260V219L258 218V215H260V211L258 212V210H257ZM6 209H7V208H6ZM36 209H37V207H36ZM54 209L56 210V212H55ZM88 209H89V210H88ZM96 209H97V210H96ZM190 209H191V210H194V211H191ZM207 209H208V208H207ZM209 209H211V208H209ZM209 209H208V210H209ZM255 209H256L257 211H256ZM24 210H25V211H24ZM90 210H92V211H90ZM156 210H157V212H156ZM204 210H205V211H204ZM237 210H238V209H237ZM241 210H242V209H241ZM252 210H253V212H252ZM51 211H52V212H51ZM96 211H98V212H96ZM152 211H153V212H152ZM152 211H150L149 213L147 212L148 214L146 213V214L148 215L147 219H146V216H147V215L145 214L146 216H144V218H145L146 221L144 220V222H142L141 220H140V222H139V220H138L137 218H135L136 216H134L133 213H132V218L134 217V218L136 219V221H134L135 224H134V222H132V221H131L132 223L130 222V220H132V219L130 218V216L128 217L127 212H125V214H127V216L123 213V215H125L126 217L129 218V222H130V223H126L128 220H127V221L125 220V219H127V218H125V216H123V217H124V220H123V221H126V222H123L122 219L120 218L121 221H122V224H120V222H119L120 226H121V225H124L123 223H125V225H126L125 228H124V226H122L123 230H121V233L123 234V237H124V236H125V237L128 236L129 239H128V237H127L126 239H128V240H126V239L124 240L125 237L123 238L121 233H120L121 236H120V234H119V237H121V238H122L124 241H126V242L131 241V242H132V244H131L132 247H133V245H134L133 243H135V245H136L137 243L139 244V242L141 243V242L143 241L142 244H145L144 242L146 241V240H145V238H146L145 236H146V235L144 234V232H146V231H145L146 227H147V230H148V229H150V227H153V228H151V229H154L156 226H158V225L160 226V224L162 225V224L164 223L163 221L166 222V214H169V213H167V212H171V210H169V207H159V209H154V210H152ZM158 211H160V212H158ZM195 211H196V213H195ZM250 211H251V212H250ZM53 212H54V213H53ZM92 212H93V213H92ZM95 212H96V213H95ZM130 212H131V211H129V213H130ZM133 212H134V211H133ZM135 212H136V211H135ZM138 212H139V211H138ZM155 212H156V213H155ZM161 212H163V213L166 212V214H163V213H161ZM186 212H187V213H186ZM192 212H193V214H192ZM213 212H214V213H213ZM255 212H257V213H255ZM86 213H87V214L90 213V214L87 215ZM99 213H100V214H99ZM153 213H154V214H153ZM157 213H158V214H157ZM203 213H204V214H203ZM241 213H242V214H241ZM250 213H251V215H250ZM258 213H259V214H258ZM27 214H28V215H27ZM85 214H86V215H85ZM91 214H92L93 216H94V214H95V219H94L93 216H91ZM130 214H131V213H130ZM134 214H135V213H134ZM138 214H139V213H138ZM138 214H137V216H140V214H139V215H138ZM155 214H157V216H156ZM180 214H181V215H180ZM187 214H188V215H187ZM195 214H197L198 216H196ZM200 214H201V215H200ZM207 214H208V213H207ZM240 214H241V217H240ZM256 214H258V215H256ZM84 215H85V216H84ZM99 215H100V216H99ZM104 215H105V216H104ZM135 215H136V214H135ZM143 215H144V214H142V216H143ZM151 215H152V216H151ZM153 215H154V217L156 216V217H160V218H156V217H155V219H153V218H154ZM161 215H162V216H165V218H164V217L162 218ZM183 215H184V216H183ZM199 215H200V216H199ZM212 215H213L214 217H212ZM249 215H250V216H249ZM254 215H255L256 217H255ZM83 216H84V217H83ZM86 216H87V217H86ZM121 216H122V215H121ZM179 216H180V217H179ZM88 217H89L90 219H89ZM91 217H92V218H91ZM101 217H102V218H104V217L107 218V220L104 218V222H105V220H106V222H108V223H107V226L110 225V226L114 227L113 230H112V229H109L110 227H109V226L107 227V226H106V223L104 224L103 219H101ZM108 217H109V220H108ZM149 217H150V218H149ZM151 217H152V220H153V221L151 220ZM197 217H198L199 219H201V220L198 221V219H196ZM239 217H240V218H239ZM244 217H243V218H244ZM250 217H251V219H250ZM7 218H8L9 220H8ZM98 218H100L101 220H99ZM134 218H133V220H134ZM139 218L142 219V217H139ZM193 218L196 219V220H194ZM205 218H206V217H205ZM212 218H213V219H212ZM237 218H238V219H237ZM82 219L85 220L86 228H85V226L83 225V224H84V220L82 221ZM156 219L158 220V223H159V224L157 223V220H156ZM162 219H163V220H162ZM164 219H165V220H164ZM87 220L89 221V223H92V224H91L92 226H89V225H88V221H87ZM93 220H94V221H93ZM155 220H156V222H155ZM159 220H160L161 222H160ZM188 220H189V221H188ZM241 220H242V221H241ZM86 221H87V223H86ZM90 221H93V222H90ZM95 221H96V223H99V222L101 223V221H102L101 224H103V225L101 226V224L99 223V227H95V226H98V225L94 224ZM115 221H116V222H115ZM197 221H198V222H197ZM240 221H241V223H240ZM249 221H250V222H249ZM260 221H262V222H260ZM82 222H83V223H82ZM154 222H155V224H154ZM167 222H168V217H167ZM167 222H166V224H167ZM186 222H187V224H186ZM188 222H189V224H188ZM192 222H194V223H192ZM195 222H196V223H195ZM199 222H200L201 224H200ZM208 222H209V223H208ZM242 222H243V223H242ZM244 222L246 223V225H245ZM253 222H254V223H253ZM114 223H115V224H114ZM137 223H138V224H137ZM141 223H143V224H141ZM191 223H192V224H191ZM210 223L213 224V225H210ZM232 223H233V222H232ZM234 223H235V222H234ZM248 223H250V224H248ZM259 223H261V224L259 225ZM1 224H2V223H1ZM93 224H94V225H93ZM112 224H113L114 226H113ZM129 224H130V225L132 224V226H134V227L130 226ZM157 224H158V225H157ZM185 224H186V225H185ZM197 224H198V226H197ZM199 224H200V225H199ZM238 224H239V225H238ZM74 225H75V226H74ZM77 225H78V226H77ZM80 225H81V226H80ZM104 225H105L106 227H105ZM128 225H129V226H128ZM140 225H141V226H140ZM143 225H144V227H142ZM194 225H195V226H194ZM218 225H219V224H218ZM237 225H238V226H237ZM247 225H248V226H247ZM251 225H253V226L251 227ZM73 226H74V227H73ZM79 226H80L81 228H84V229H83V230L81 229V230H82V231H81L80 228H79V231H78V230H77L78 228H76V227H79ZM116 226H117V227H116ZM174 226H175V225H174ZM174 226H173V227H174ZM211 226L214 227V228H212ZM244 226H246V227H244ZM88 227H89V228L91 227V228H90L91 230H89ZM92 227H93V228H92ZM94 227H95V229H94ZM100 227H101V228H100ZM112 227H111V228H112ZM141 227L143 228L144 231L141 230V231H140L141 234H140L139 232L137 233L136 231H139V230H140L139 228H141ZM148 227H149V228H148ZM180 227H181V226H180ZM210 227H211L212 229H214L213 232H212V229H211ZM250 227H251V228H250ZM122 228H121V229H122ZM128 228H129V229H128ZM133 228H134V229H133ZM137 228H138V229H137ZM142 228H141V229H142ZM215 228H216V230H215ZM247 228H248V229H247ZM72 229H73L74 231H73ZM86 229H87V230H86ZM124 229H125L126 232H124ZM127 229H128L129 231H128ZM131 229H132V232H133V233L131 232ZM187 229L190 231V228H187ZM208 229H209V230H208ZM239 229H240V230H239ZM261 229H262L263 231H261ZM76 230L78 231V233H76V232H77ZM92 230H93V231H92ZM94 230H95V231H94ZM97 230H98V231H97ZM188 230H187V232H189ZM241 230H242V231H241ZM243 230H244V231L247 230V231H245L244 233H242ZM72 231H73L74 233H73ZM91 231L93 232L94 235L92 234ZM96 231H97V233H96ZM109 231H111V234L109 233ZM112 231H113V232H112ZM122 231H123V232H122ZM127 231H128L130 234H129ZM240 231H241V234H240ZM9 232H8V233H9ZM79 232H81V233H79ZM187 232H184L183 234L186 236V235L188 234ZM56 233H57V234H56ZM83 233H84V234H83ZM86 233H87L88 235H87ZM124 233H125V234L127 233L128 235H127V234L125 235ZM135 233L138 234V235H140L142 238H140V237H139L138 235H136ZM142 233H143V234H142ZM205 233L203 232V234H205ZM217 233H219V234H221V235H219V234H217ZM60 234L62 235V237H63V236H65V237L62 238ZM74 234L77 236L78 239L76 238V236H75ZM78 234H82V235H78ZM85 234H86V235H85ZM95 234H96V235H95ZM209 234H210V235H209ZM213 234H214V235L216 234V236H218V235H219V236H218V237H216V236L214 237ZM224 234H226V233H224ZM227 234H228V233H227ZM227 234H226V236H227ZM67 235H68V236H67ZM89 235H93L94 237H96L95 241L93 240L94 237L89 236ZM111 235H112V236H111ZM143 235H144V236H143ZM207 235H208V236H207ZM234 235H235V236H234ZM240 235H243V236L246 235L248 238L246 239V236L243 238V237L240 236ZM39 236H40V238H39ZM56 236H57V237L60 236L62 239H61L60 237L57 238ZM69 236H70V237H69ZM79 236H80V237H79ZM83 236H84V237H83ZM106 236H108V238H107ZM185 236H184V238H185ZM200 236H201V235H200ZM205 236H204V237H205ZM210 236H211V237H210ZM239 236H240V237H239ZM52 237H53L54 239H53ZM67 237L70 238V239H68ZM71 237H72V238H71ZM73 237H74V238H73ZM104 237H105V238H104ZM110 237H112V238H110ZM113 237H114V238H113ZM116 237H118V235H117ZM119 237H118V238H119ZM144 237H145V238H144ZM186 237H187V236H186ZM204 237H203L202 239L206 240ZM213 237L216 238V240L219 239V240H221V241H223V242H220L219 240L216 241ZM222 237H223V236H222ZM231 237H233V238H231ZM237 237H238L239 240H237ZM241 237H242L243 239H242ZM10 238H13V239H10ZM38 238H39L40 240H39ZM65 238H66V239H65ZM88 238H89V239H88ZM103 238H104V239H103ZM143 238H144V239H143ZM229 238H230V239H229ZM36 239H37V240H36ZM56 239H58V241H57ZM74 239H77V240H74ZM106 239H107V240H106ZM116 239H117V238H116ZM212 239H214V240H212ZM249 239H250V240H249ZM257 239L260 240V241H258ZM35 240H36V241L39 240L38 243H36ZM41 240H42V241H41ZM52 240H53V241H52ZM54 240H55L56 242H55ZM66 240H69L70 242H69V241H66ZM72 240H73V241H72ZM82 240H83V241H82ZM103 240H105V241H103ZM141 240H142V241H141ZM204 240H203L202 242H204ZM207 240H206V241H207ZM229 240H230V241H229ZM231 240H232V241H231ZM244 240H245V241H244ZM247 240H248V241H247ZM8 241H7V242H8ZM21 241H22V242H21ZM59 241H60V242H59ZM61 241H62V242H61ZM63 241H65L66 243L63 242ZM76 241H78V242H76ZM87 241H88L89 243H86ZM111 241H110V242H111ZM124 241H122L121 243H123ZM210 241H211V242H210ZM214 241H215V242H214ZM233 241H235V242H233ZM241 241H242V242H241ZM243 241H244V242L247 241V243H251V242H252V243L254 244V247L256 246V247H255L256 250L253 248V245H251V246L249 247V248H253V249H254L253 251H252V249L249 250V251H250V252H249V253H250V254H249L250 256H251L252 254H254L255 256H257V255L259 254V251H258V250L261 249L262 252L260 251V254H259V255H261V257H260L259 255H258L259 258H257L258 256L255 257V256H253V255H252V256H253L254 258H253L252 256L249 257V256L247 255L248 252H246V253H247L246 255H247V257H248V258H246V255L243 253L244 250H243V251H241V250H242L244 247H245L246 249H248V247H247L248 244L246 243V244H247L246 246H242L243 248H242V247H239V246H241V245L244 243ZM253 241H255V242H253ZM256 241H257V242H256ZM9 242H10V241H9ZM41 242H42V243H41ZM44 242H45V243H44ZM103 242H104V243H103ZM110 242L108 241L107 243H110ZM131 242H128L129 244H127V243H126V244L130 247V243H131ZM217 242H218V243H217ZM219 242H220V244H219ZM225 242H226V243H225ZM232 242H233V243H232ZM260 242H261V243H260ZM29 243H30L31 247L33 248V250H34L35 246L38 244L37 247H36L37 249L35 248L36 250H34V252H33V250L31 249ZM32 243H33L34 245H35V244H36V245L34 246ZM47 243H48V244H47ZM53 243H56V244H53ZM57 243H58V246H57ZM59 243H60V244H59ZM62 243H63V244H62ZM68 243H69V245H68ZM91 243H90V244H91ZM205 243H206V242H205ZM216 243H217V244H216ZM237 243H238V246L236 245ZM257 243H258V244H257ZM10 244H11V243H10ZM43 244H45V246H44ZM124 244H125V242H124ZM126 244H125V245H126ZM142 244H139V245H142ZM223 244H224V245H223ZM239 244H240V245H239ZM256 244H257V245L260 244V246H261L262 248L259 247V246H257ZM26 245H27V246H26ZM52 245H53V246H52ZM97 245H98V244H97ZM202 245H203V243H202ZM215 245H214V246H215ZM230 245H231V246H230ZM232 245H233V246H232ZM235 245H236V246H235ZM243 245H245V244H243ZM28 246H29V247H28ZM33 246H34V247H33ZM38 246H39V248H38ZM42 246H43V247H42ZM54 246H55V247H54ZM59 246H60V247H59ZM61 246H62V247H61ZM63 246H66V247L63 248ZM98 246H99V245H98ZM104 246H107L106 243L104 244ZM104 246H103V247H104ZM109 246H110V245L108 244L107 247H109ZM223 246H224V248H223ZM225 246H227V247H225ZM248 246H249V245H248ZM45 247H46L47 249H49V251H48ZM58 247H59V248H58ZM132 247H130V249H132ZM139 247H140V246H139ZM139 247H137V249H141V247H140V248H139ZM234 247H235V248H234ZM258 247H259V249H258ZM23 248H24L25 250H24ZM27 248H29V249L33 252V254H34V253H35V254L32 255V254H31L32 252H31L29 249H27ZM53 248H54V249H53ZM227 248H228V249H227ZM232 248H233V249H232ZM240 248H241V249H240ZM245 248H244V249H245ZM43 249H44V250H43ZM59 249H60V250H59ZM62 249H63V250H62ZM77 249H78V248H77ZM229 249H232V252H233V251H234V252L231 253V250H230V253H229V252H228ZM22 250L25 251V252H28L27 254H28L29 256L26 255V257H25V255H24L25 252H23ZM28 250H29V251H28ZM65 250H64V251H65ZM13 251H14V252H13ZM39 251H41L42 253H40ZM51 251H52L53 253H52ZM226 251H227V252H226ZM239 251H241L242 253H240ZM246 251H248V250H246ZM12 252H13V253H12ZM30 252H31V253H30ZM36 252H37V253H36ZM46 252H47V253H46ZM50 252H51L53 255H52ZM91 252H92V253H91ZM91 252L88 253V254H90V255L92 254V255H93V253H94V254L96 253V254L94 255L95 258H92L91 261H97V262H100V259L102 258L103 254H102V256H101L100 253L97 254V251L94 250V252H93V249H91ZM23 253H24V254H23ZM39 253H40L41 255H40ZM49 253H50V255H49ZM55 253H56V252H55ZM57 253H58V252H57ZM227 253L230 254V255L226 257V255H228ZM234 253H236V254H234ZM237 253H238V256H237ZM12 254H13L14 256H13ZM38 254H39L40 256H39ZM231 254H233L234 256L231 255ZM243 254H244V255H243ZM17 255H18V256H17ZM31 255H32L33 257H32ZM47 255H48V256H47ZM96 255H97L100 259H99ZM218 255H219V259H218ZM220 255H221V256H220ZM222 255H223V256H222ZM240 255H241V256H240ZM242 255H243V256H242ZM10 256H11V257H10ZM16 256L19 257V258H16ZM37 256H38V258L41 259V260H39V259L37 258ZM44 256H45V257H44ZM203 256L206 258V260H205V258H204ZM224 256H225V257H224ZM236 256H237V257H236ZM239 256H240V258H238ZM28 257H29V258H28ZM31 257H32V258H31ZM40 257H42V258H40ZM43 257H44L45 259H43ZM46 257H47V258H46ZM48 257H49V258H48ZM51 257H52V258H51ZM67 257L69 258V256H67ZM67 257H66L65 259H68ZM233 257H234V258H233ZM8 258H9V259H8ZM10 258H11V259H10ZM24 258H26V259H24ZM36 258H37L38 260H37ZM220 258L223 259V260H221ZM228 258H229V259H234V260H229ZM235 258H236V259H235ZM244 258H245V260H244ZM14 259H15V260H14ZM16 259H18L20 262L18 263V262H17L18 260H16ZM20 259H21V260H20ZM28 259H29V260H28ZM51 259H52V260H51ZM65 259H63V260H61V261H60V260H57V261H58V264H62V263L64 264ZM93 259H94V260H93ZM96 259H98V260H96ZM102 259H103V258H102ZM102 259H101V261L103 262L104 259H103V260H102ZM197 259L200 260V257L197 258ZM197 259H196L195 263H196V262H198V264H202V263H203V262H201V261L199 262ZM216 259H217V260H216ZM237 259H238V260H237ZM247 259H248V260H247ZM253 259H254V260H253ZM26 260H27V261L32 260V261H30V262L27 263ZM48 260H49V261H48ZM204 260H205V261H204ZM220 260H221V261H220ZM242 260H243V261H242ZM46 261H47V262H46ZM238 261H239V263H238ZM245 261H246L247 263H246ZM4 262H5V261H4ZM4 262H2V264H3ZM8 262H5V263H6V264H9ZM33 262H32V264H34ZM69 262H70V261L67 260V262H65V264H66V263L68 264ZM97 262H96V264H97ZM192 262H194V261H192ZM192 262H189V263H187V264H191ZM217 262H216L215 264H218ZM220 262H221V263H220ZM227 262H226V263H227ZM229 262H228V264H230ZM259 262H260V263H259ZM5 263H4V264H5ZM21 263H20V264H21ZM24 263H23V264H24ZM30 264H31V263H30ZM192 264H193V263H192ZM196 264H197V263H196ZM224 264H225V263H224ZM242 264H243V263H242Z\"/></svg>", "mask_w": 264, "mask_h": 264}]
</instances>
